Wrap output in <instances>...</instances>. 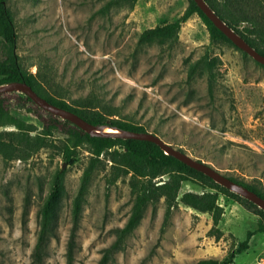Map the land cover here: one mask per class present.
<instances>
[{
	"label": "rangeland",
	"instance_id": "obj_1",
	"mask_svg": "<svg viewBox=\"0 0 264 264\" xmlns=\"http://www.w3.org/2000/svg\"><path fill=\"white\" fill-rule=\"evenodd\" d=\"M6 4L21 64L32 74L39 66L53 80L52 89L68 103L93 96L114 112L111 118L143 127L224 176L246 182L258 179L264 187V68L236 48L211 40L196 15L181 24L173 45L138 43L144 30L177 20L186 0H6ZM201 56L219 61L213 101L207 96L205 79L195 78L190 86L185 82L184 61ZM19 95L9 94L12 114L40 129L36 118L16 108ZM64 141L56 132L51 147L27 162L4 166L0 159V264H32L39 210L57 169L65 171L64 190L44 264H66L73 199L90 154L79 148L74 163L67 166L61 152ZM104 176L105 171L93 173L81 202L73 264H97L130 215L133 198L128 178L106 189ZM185 192L201 189L183 183L179 195ZM219 203L224 209L220 240L206 235L209 216L181 205L163 229L160 202L147 207L108 264L223 259L247 231L256 228L257 217L225 197ZM232 264H264V233L253 235L248 249L237 254Z\"/></svg>",
	"mask_w": 264,
	"mask_h": 264
},
{
	"label": "trees",
	"instance_id": "obj_2",
	"mask_svg": "<svg viewBox=\"0 0 264 264\" xmlns=\"http://www.w3.org/2000/svg\"><path fill=\"white\" fill-rule=\"evenodd\" d=\"M186 2L187 6L177 20L161 27L144 30L138 37V43L157 42L163 45L165 43L173 45L177 40L181 24L196 15L205 26L211 40L220 41L236 48L211 24L193 0H186ZM204 2L230 29L256 52L264 56V0H204ZM16 41L17 34L13 17L7 8L6 0H0V85L12 82L25 83L40 98L58 108L76 114L93 126L146 132L143 127L129 121L111 118L115 115L114 112H108L93 96L68 103L61 93L52 89L53 80L45 71L41 73L39 66L32 74L21 64L20 58L16 54ZM241 54L246 56L243 52ZM184 63L187 86H190L195 78L205 79L207 96L209 101H213L216 82L215 69L219 61L216 58L210 59L207 56H201L193 62L185 60ZM255 64L264 68L256 62ZM190 93L193 92L190 91ZM8 101L9 95L0 96V159L4 166L15 161L27 162L42 149L51 147V140L56 132L61 133L65 138L61 152L62 159L67 166L74 163L79 148H86L90 154L89 161L82 172L76 196L73 199L72 224L66 244V264H73L74 239L79 226L81 202L96 170L105 171L106 189H109L118 180L128 178L127 186L133 198L130 215L125 225L116 229L114 242L103 250L97 264H108L110 258L120 249L125 238L137 226L147 207H155L160 202L164 207L163 229L168 226L173 211L181 205L198 214L209 216L211 227L206 235L215 241L220 240L223 236L219 229L224 215V209L219 203L220 197H225L252 210L257 217L256 228L253 231H247L245 239L237 244L234 250H229L223 259H200L191 264H232L237 254L248 249L249 240L253 235L264 233V212L247 200L217 185L202 173L189 168L169 155H165L156 145L120 138L92 137L68 121L53 117L46 112H44L46 116L44 118L40 113L41 110L29 98L23 95L17 96V101L20 104L16 105V108L36 118L41 124V128L38 129L36 125L15 117L9 108ZM178 150L183 152L181 149ZM64 176V170L57 169L54 172L49 192L39 210V230L30 255L32 264H44L48 241L55 233L57 202L64 190ZM226 177L264 200V187L258 179L246 182L233 176ZM183 183L197 186L201 192H185L179 195ZM25 215L24 212L23 218Z\"/></svg>",
	"mask_w": 264,
	"mask_h": 264
},
{
	"label": "water",
	"instance_id": "obj_3",
	"mask_svg": "<svg viewBox=\"0 0 264 264\" xmlns=\"http://www.w3.org/2000/svg\"><path fill=\"white\" fill-rule=\"evenodd\" d=\"M198 9L211 22V24L221 32L237 49L243 52L246 56L251 58L256 63L264 67V56L256 52L250 47L237 33L230 29L204 2V0H193ZM20 94L30 99V101L41 111L46 112L53 117L68 121L73 126L80 129L82 132L92 137L102 138H120L122 140H134L141 142H149L156 145L165 155H169L179 162L185 164L189 168L202 173L210 178L217 185L227 189L232 194L247 200L256 206L259 210L264 212V200L258 197L252 191L245 187L231 181L226 176L212 168L211 166L191 158L185 153L173 148L171 145L162 141L156 135L149 132H134L111 128L108 126H93L76 114L62 108H58L46 100L40 98L28 85L21 82H12L0 85V96L9 94ZM106 129H112L116 132H108ZM64 167V166H63Z\"/></svg>",
	"mask_w": 264,
	"mask_h": 264
},
{
	"label": "bare ground",
	"instance_id": "obj_4",
	"mask_svg": "<svg viewBox=\"0 0 264 264\" xmlns=\"http://www.w3.org/2000/svg\"><path fill=\"white\" fill-rule=\"evenodd\" d=\"M108 132H116L115 130L112 129H106Z\"/></svg>",
	"mask_w": 264,
	"mask_h": 264
},
{
	"label": "crops",
	"instance_id": "obj_5",
	"mask_svg": "<svg viewBox=\"0 0 264 264\" xmlns=\"http://www.w3.org/2000/svg\"><path fill=\"white\" fill-rule=\"evenodd\" d=\"M200 215H204V214H200ZM207 215V214H206ZM208 216V215H207Z\"/></svg>",
	"mask_w": 264,
	"mask_h": 264
}]
</instances>
